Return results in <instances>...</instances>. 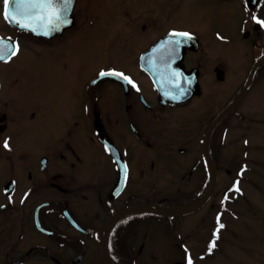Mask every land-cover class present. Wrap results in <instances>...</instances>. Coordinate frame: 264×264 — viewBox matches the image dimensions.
<instances>
[{"label": "flooded vegetation", "instance_id": "flooded-vegetation-1", "mask_svg": "<svg viewBox=\"0 0 264 264\" xmlns=\"http://www.w3.org/2000/svg\"><path fill=\"white\" fill-rule=\"evenodd\" d=\"M175 4L116 2L114 14L126 17L136 75L112 64L83 77L69 64L79 62L70 53L79 42L75 32L97 20L90 11H101L99 0H72L71 22L49 35L5 19L0 0V42L17 46L15 55L0 60V264H188L196 245L210 242L213 208L224 207L233 172L228 165L230 121L243 113L240 108L264 72V60L237 105L207 135L264 54V24L259 22L264 21V0H189V8L182 9L195 23L171 21ZM14 7L10 2L9 11ZM228 10L244 17L236 32L249 61H242L244 71L231 87L230 67L238 64L229 62L226 32L218 24L213 28V18L223 21ZM173 31L190 33L191 39L177 38L182 42L176 48L170 43ZM34 48L60 58L70 77L66 85L55 80L45 86L63 102L54 118L39 119L33 107L27 120L23 107L13 103L18 79L10 70L21 68L20 56ZM110 70L133 83L100 75ZM151 72L180 93L184 89V95L167 97ZM214 169L215 188L200 207L180 215L156 211L201 199Z\"/></svg>", "mask_w": 264, "mask_h": 264}, {"label": "rangeland", "instance_id": "rangeland-1", "mask_svg": "<svg viewBox=\"0 0 264 264\" xmlns=\"http://www.w3.org/2000/svg\"><path fill=\"white\" fill-rule=\"evenodd\" d=\"M122 1L99 0L101 11L98 13L90 11V15L97 20L75 32L74 38H78L79 42L71 51L70 57L78 55L79 62L77 64L73 61V64H69L75 67V72L78 69L83 77L84 74L91 73V69L112 64L124 66L136 75L134 64L130 59L133 46L126 41L124 27L126 17L123 13L114 14L118 11V7L114 6L115 3ZM188 3L189 0H177V5L175 4L177 7L171 16V21L196 22L194 19H189L183 10L189 8ZM188 12L193 13L192 10ZM241 16L239 11L232 13V10H228L223 21H219L218 16L213 18V28L221 25L219 30L222 28L228 35L227 48L230 64L232 61L238 64L232 69L230 67V87L235 75L240 76L244 71L243 65L240 66L242 61L249 63L248 53L244 51L246 47L243 48L244 42L236 32L238 22H242L244 18ZM20 62H22L21 68L10 70L12 71L10 73H14V77L18 79V83L11 91L14 94V105L23 107L21 113L26 115L27 120V115L31 113L33 107L37 108L39 119L54 118L55 112L61 111L63 102L57 92H50V86L49 88L45 86L56 81H63V85L68 84L70 77L65 75V64L60 63V58L53 53L36 48L21 55ZM78 65H81L80 69ZM263 102L264 72L257 77L252 93L248 100H245L243 108H240L243 113L231 118L228 135V165L233 172L228 175L229 196L222 209L213 208V215L217 217L213 216L210 242L207 245H196L195 259L192 264H264ZM252 113L255 115L253 116ZM26 119L23 123L30 122ZM31 125L26 124L25 128H35L33 124ZM42 126V128H51L50 125ZM193 217L197 218V215ZM188 219L186 218L181 228L187 226ZM220 224L224 227L219 228ZM201 229L202 226L198 232ZM213 241H215V247L210 246Z\"/></svg>", "mask_w": 264, "mask_h": 264}, {"label": "snow or ice", "instance_id": "snow-or-ice-1", "mask_svg": "<svg viewBox=\"0 0 264 264\" xmlns=\"http://www.w3.org/2000/svg\"><path fill=\"white\" fill-rule=\"evenodd\" d=\"M10 2H14L15 4L11 12L9 11ZM71 3L72 0H4V16L5 19L11 18L21 28H27L32 31L40 28L43 35H49L60 31L63 25H67L71 22L67 16L68 6ZM259 22L264 24V21ZM170 36L173 38L170 40V43L176 48H178L182 42L181 39L177 38L191 39V34L187 32L173 31L170 33ZM9 49H11V52L8 51ZM16 52L17 46L0 42V60L9 59L12 55H15ZM100 75L118 76L129 84L133 83L129 77L115 70H110L108 72L101 71ZM133 86L135 85L133 84ZM183 92L184 89H181V94H183ZM5 147H8L7 141H5ZM223 227V224L219 225V228ZM217 231H219V229H217ZM211 247H215V241L211 243ZM188 264H192L190 258Z\"/></svg>", "mask_w": 264, "mask_h": 264}, {"label": "water", "instance_id": "water-1", "mask_svg": "<svg viewBox=\"0 0 264 264\" xmlns=\"http://www.w3.org/2000/svg\"><path fill=\"white\" fill-rule=\"evenodd\" d=\"M263 60H264V54L261 57H259L257 59V61L255 62L254 66L252 67V69L250 71V74H249V76H248V78L246 80V83H245L244 87L241 89V91L236 96V98L229 104V106L220 115H218L213 120L212 124L210 125V128H209L207 136L210 135V132L212 131V129L214 128L216 123L222 117H224L228 112H230L237 105V103L240 101V99L243 97V95L245 94V92L247 91V89L249 88V86L251 84V81L253 79V76H254V73H255L256 69L258 68L259 64ZM151 75L153 76V78L156 81V83H158V85L161 87V90L167 95V97H169L171 99H175V98L179 97L180 95L182 96V94L177 90V88L169 86L168 83H171V82H169V81L166 82V79H164L162 77L159 78L158 73L151 72ZM179 76H180V73H178V75H175V79L179 78ZM171 78H172V81L175 80L173 78V76H171ZM174 90L176 92H173ZM170 93H172V96L169 95ZM177 99H180V98H177ZM182 99H184V98H182ZM207 143H208V138L206 140V146H207ZM215 185H216V174H215V169H214L212 184H211L210 188L208 189V191L206 192V194L201 199H199L198 201H196V202H194L192 204H188V205H184V206H177V207L160 206V208H157L156 211H160L161 213L168 214V215H180V214H183V213L191 212V211L195 210L196 208L200 207L204 203V201L207 199L209 194L215 188Z\"/></svg>", "mask_w": 264, "mask_h": 264}, {"label": "bare ground", "instance_id": "bare-ground-1", "mask_svg": "<svg viewBox=\"0 0 264 264\" xmlns=\"http://www.w3.org/2000/svg\"><path fill=\"white\" fill-rule=\"evenodd\" d=\"M151 74V73H150ZM152 76V75H151ZM152 78H153V76H152ZM153 80H154V78H153ZM154 82L156 83V81L154 80ZM157 85H158V83H156ZM159 86V85H158ZM160 87V86H159ZM160 89H161V87H160ZM162 91V90H161ZM163 92V91H162ZM174 92H176L175 90H174ZM170 96H172V93H170L169 94ZM167 96V95H166Z\"/></svg>", "mask_w": 264, "mask_h": 264}]
</instances>
